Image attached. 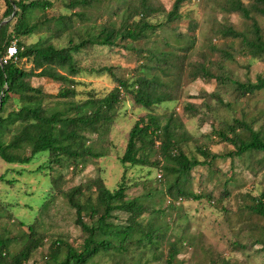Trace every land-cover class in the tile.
I'll return each mask as SVG.
<instances>
[{
  "label": "rangeland",
  "instance_id": "rangeland-1",
  "mask_svg": "<svg viewBox=\"0 0 264 264\" xmlns=\"http://www.w3.org/2000/svg\"><path fill=\"white\" fill-rule=\"evenodd\" d=\"M24 1L38 2L28 18V23H34L36 28L33 33L20 35L18 39L28 44L44 37L56 46L67 44L69 39L77 41L88 29L97 28L105 22L111 24L114 18L111 16L112 9L117 3H122L120 0H94L86 7L69 9L66 7L69 0ZM44 1H48L49 5H41ZM158 1L166 9H170L173 2ZM228 3L229 0H185L180 8L181 19L174 21L170 27L158 29V34H164L168 40L165 45L163 37H159L157 44L160 48L175 49L176 53L185 54L178 96L175 101L167 100L145 108L137 104L131 94H124L122 114L114 121L107 136L98 138L94 134L89 137L92 150L102 152V156L89 157L80 163L81 167H75L73 163L55 166L49 176L42 170L41 173H34L44 159L40 156L45 152L39 153L28 165L7 164L0 159V176L11 178L16 170L21 171L20 175L16 174L18 182L12 192L11 185L0 179V196L7 200L13 198V204H5L3 210L16 220L12 217L11 221L0 220V232L3 224L10 229L11 252H18L27 241V229L20 227L17 220L28 226L37 217L42 203L49 198V182L55 181L51 202L33 223L41 244L23 264H54L47 253L50 242L55 239H60L62 247L66 244L77 250L82 247L84 233L75 223L74 209L68 205L64 192L97 176L109 189L124 181L128 186L127 197L141 198L143 226L161 227L165 233L162 239L143 247L133 243L122 250L100 251L85 264H164L167 245L172 241L179 245L177 264H264V216L252 212L250 208V196H257L264 190V153L252 150L240 156H229L234 146L220 140L214 132L233 119L245 120L254 129L264 131V91L241 93L234 84V81H255L258 75L264 76V60L252 59L241 46L240 37L222 33V28L231 27L249 35L251 19L242 16L239 11L230 10ZM79 9L84 11V15L74 16L72 13ZM3 11L4 4L0 0V18ZM250 15L263 29L264 37V16L254 11ZM59 16L68 17L64 25L57 24ZM162 18L159 16L157 20ZM6 20L10 21L8 31H11L15 18L3 17L2 21ZM151 21L154 22L155 18ZM176 38L184 42L178 44L174 42ZM136 45L144 46L145 43L139 39ZM181 45L186 51L180 49ZM153 46L154 43L150 47ZM79 56L78 65L85 71L76 76L81 81L76 85L77 100L85 97L86 91L91 88L103 94L115 84L111 73L97 69L105 66L113 74L128 77L131 81L140 71L138 65L143 61L136 52L118 46H88ZM19 64L26 68L30 66L24 59ZM197 65L206 66L213 77L194 78V67ZM164 75L161 73L162 78ZM30 82L52 94L59 87L58 82L43 77H32ZM9 108L10 102L6 110ZM149 112L158 114L162 122L164 116L170 114L181 121L179 130L187 134L182 148L188 156L203 160L198 147L218 155L210 164L196 166L185 184L187 191L200 195L199 198L184 196L185 199L176 201L177 206L167 205L168 198L164 192L167 181L160 164L154 167H125L120 163L119 157L124 151L130 127L135 119ZM152 155L150 158L154 160L159 157L157 153ZM168 178L171 179L172 175ZM147 191L152 194L146 195ZM88 193L95 196L94 191ZM116 214L119 219L115 222H123L126 214ZM84 218L89 219L87 215ZM138 236V233L134 234V237ZM64 251L65 248H62L60 259Z\"/></svg>",
  "mask_w": 264,
  "mask_h": 264
},
{
  "label": "trees",
  "instance_id": "trees-1",
  "mask_svg": "<svg viewBox=\"0 0 264 264\" xmlns=\"http://www.w3.org/2000/svg\"><path fill=\"white\" fill-rule=\"evenodd\" d=\"M2 1L3 17L15 18L11 31H8L10 21H2L3 17L0 18V159L7 164L28 165L39 153L45 152L40 156L44 159L34 173L42 170L48 175L55 166L61 167L65 163L81 167L80 163H84L89 157L98 158L103 155L100 151L92 150L89 137L94 134L98 138L107 136L114 121L122 114L124 94H131L133 100L145 108L167 100L175 101L177 98L185 54L180 55L175 49L160 48L157 44L160 42L158 38L163 37L165 45L168 40L157 31L160 27H170L174 21L181 19L180 8L185 0H173L170 9H166L158 0H120L122 3H117L111 11V16L114 17L111 24L105 22L97 28L88 29L82 38L77 41L69 39L67 44L60 46L44 37L28 44L18 39L20 35L34 32L36 25L29 24L28 18L38 2ZM93 1L69 0L66 7H86ZM228 4L230 10L239 11L242 16L251 19L249 35L231 27L222 28V33L240 37L241 46L252 59L264 60L263 29L250 15L254 11L264 16V0H248L247 3L242 0H229ZM41 5L47 6L49 2L44 1ZM72 14L82 17L84 11L79 9ZM159 16L163 18L157 20ZM153 17L154 22L151 21ZM67 18L59 16L57 24L64 25ZM139 39L144 41V46L136 45ZM150 41L154 43L153 47H150L153 43L148 44ZM174 42L179 44L184 40L179 41L176 38ZM9 44L15 45V56L3 61ZM88 46H118L136 52L143 59L138 65L140 71L130 81L128 77L115 75L110 68L103 66L97 71L111 73L115 84L103 94L91 88L86 91L85 97L77 100L76 85L81 81L76 76L85 71V68L78 65L81 59L79 54ZM180 49L186 51L183 46ZM23 59L30 63L29 67L19 64ZM194 72V78L213 77L204 65L195 66ZM161 73L165 74L163 78ZM32 77L52 79L59 83L58 90L53 94L45 92L40 86L31 84ZM234 84L241 93L264 91V76L258 75L255 81H234ZM9 102L10 108L6 110ZM185 107L188 111V107ZM163 119L162 122L158 114L151 112L135 119L128 131L119 161L125 167H154L160 164L168 182L164 191L168 198L167 205L177 206L176 201L185 199L184 196L195 199L200 197L187 191L185 184L190 180L196 166L210 164L218 155L198 147L203 160L188 156L182 148L187 134L184 130H179L182 127L181 121L172 118V114L164 116ZM223 127L215 129L214 132L220 140L234 146L228 153L229 156H240L252 150L264 153V131L256 130L250 123L240 119H233ZM153 153H157L158 159L150 158ZM16 174L20 175L21 171L16 170ZM16 174L11 178L0 176L1 180L11 185V192L18 182ZM168 175H172V178L169 179ZM127 188L125 182L121 181L115 188L109 189L102 178L97 176L64 192L68 205L74 209L75 223L84 236L79 250L69 244L62 247L60 239L50 242L47 254L54 264H85L100 251L105 253L113 248L122 250L127 244L133 243L143 247L163 238L165 231L161 227L153 229L143 226L141 215L144 207L141 198H128ZM54 189L55 181L49 182V198L44 200L37 217L28 226L17 220L20 227L27 229V241L16 253L9 250L12 237L10 229L3 224L0 232V264H23L41 244L33 223L48 207ZM88 191H94L95 196L92 197ZM145 194L152 193L147 191ZM250 197L251 211L264 216V190L259 195ZM9 203L13 204V198L7 200L0 196V220L11 221V217L15 219L12 214H6L3 210L5 204ZM116 212L126 214L123 222H115L119 219ZM84 215L88 216V221ZM135 233L139 236L134 237ZM262 243L264 244V239ZM62 248L65 251L60 259ZM178 250L179 245L175 241L170 242L164 264H177L175 260Z\"/></svg>",
  "mask_w": 264,
  "mask_h": 264
},
{
  "label": "built area",
  "instance_id": "built-area-1",
  "mask_svg": "<svg viewBox=\"0 0 264 264\" xmlns=\"http://www.w3.org/2000/svg\"><path fill=\"white\" fill-rule=\"evenodd\" d=\"M15 53H16L15 45H13V44L7 45V47H6V55H5V58L3 59V61H5V59H7L8 57L15 56ZM0 62L2 63V59H1Z\"/></svg>",
  "mask_w": 264,
  "mask_h": 264
}]
</instances>
